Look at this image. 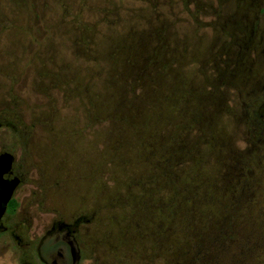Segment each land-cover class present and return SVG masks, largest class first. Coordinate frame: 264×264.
<instances>
[{
	"label": "rangeland",
	"instance_id": "obj_1",
	"mask_svg": "<svg viewBox=\"0 0 264 264\" xmlns=\"http://www.w3.org/2000/svg\"><path fill=\"white\" fill-rule=\"evenodd\" d=\"M263 97L264 0H0V264H264Z\"/></svg>",
	"mask_w": 264,
	"mask_h": 264
},
{
	"label": "water",
	"instance_id": "obj_2",
	"mask_svg": "<svg viewBox=\"0 0 264 264\" xmlns=\"http://www.w3.org/2000/svg\"><path fill=\"white\" fill-rule=\"evenodd\" d=\"M12 159L0 158V217L5 212L7 203L12 198V193L17 185L16 179H8ZM67 224L57 225L56 235L45 241L39 252L40 258L46 264H78L80 252L72 232Z\"/></svg>",
	"mask_w": 264,
	"mask_h": 264
},
{
	"label": "flooded vegetation",
	"instance_id": "obj_3",
	"mask_svg": "<svg viewBox=\"0 0 264 264\" xmlns=\"http://www.w3.org/2000/svg\"><path fill=\"white\" fill-rule=\"evenodd\" d=\"M250 115L252 117H254L255 120L258 121V123L263 122L264 120V97H263V102L260 106V108L258 110H251ZM4 126V123L0 121V127ZM12 130V132L14 134H16V130L15 127L13 125H9ZM7 157H11L12 162H11V166H10V173L8 175V179H16L17 180V185L12 193V198L9 200V202L7 203L5 212L3 213V215L0 217V234H11L12 235V231H14V227L16 225H12L11 223H9V219H12L14 216H16L17 214V208H18V202L16 201V199L14 198V193L16 191V189L22 184L23 182V177L22 175L17 171L16 166L14 164V156L13 153H3L0 154V158H4L6 159ZM14 203V207L11 208V204ZM63 223V224H67L69 226V230L72 232V235L75 238V232H76V227L77 224L79 223V220H74L72 223H66L63 222L61 220H54L49 226H47V228L44 230L42 236L39 238V240L35 243V247H34V254L36 259L39 261V264H46L41 258H40V248L42 246V244L48 240L49 237H52L53 235L55 236L57 233L56 227L58 224ZM29 224H27L26 228L28 227ZM17 231L19 232V230L17 229ZM25 232V231H24ZM14 235H12L13 237ZM15 240H19L18 236L14 237ZM27 238H25L26 240ZM25 240H21L22 242H24V247L27 248L29 245V240L27 239V243L25 242ZM19 242V241H18ZM29 248V247H28ZM81 257V256H80ZM80 261V260H79Z\"/></svg>",
	"mask_w": 264,
	"mask_h": 264
},
{
	"label": "trees",
	"instance_id": "obj_4",
	"mask_svg": "<svg viewBox=\"0 0 264 264\" xmlns=\"http://www.w3.org/2000/svg\"><path fill=\"white\" fill-rule=\"evenodd\" d=\"M10 206H11V208H13V207H14V203H13V204H11Z\"/></svg>",
	"mask_w": 264,
	"mask_h": 264
}]
</instances>
